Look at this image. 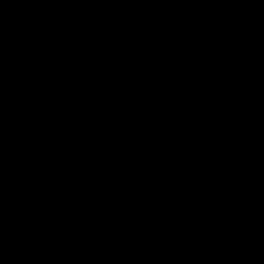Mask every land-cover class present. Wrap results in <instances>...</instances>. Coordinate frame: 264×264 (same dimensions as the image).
Returning a JSON list of instances; mask_svg holds the SVG:
<instances>
[{"label":"water","instance_id":"obj_1","mask_svg":"<svg viewBox=\"0 0 264 264\" xmlns=\"http://www.w3.org/2000/svg\"><path fill=\"white\" fill-rule=\"evenodd\" d=\"M0 264H264V0H0Z\"/></svg>","mask_w":264,"mask_h":264}]
</instances>
